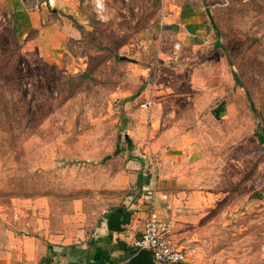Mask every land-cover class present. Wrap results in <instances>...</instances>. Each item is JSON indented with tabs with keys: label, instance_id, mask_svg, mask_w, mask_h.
I'll return each instance as SVG.
<instances>
[{
	"label": "rangeland",
	"instance_id": "rangeland-1",
	"mask_svg": "<svg viewBox=\"0 0 264 264\" xmlns=\"http://www.w3.org/2000/svg\"><path fill=\"white\" fill-rule=\"evenodd\" d=\"M129 139L180 168L159 216L187 264H264V0H0V224L79 242L144 193Z\"/></svg>",
	"mask_w": 264,
	"mask_h": 264
},
{
	"label": "crops",
	"instance_id": "crops-1",
	"mask_svg": "<svg viewBox=\"0 0 264 264\" xmlns=\"http://www.w3.org/2000/svg\"><path fill=\"white\" fill-rule=\"evenodd\" d=\"M192 34L186 33L188 42L194 39L191 38ZM127 141L129 147L118 156L124 167L122 171L126 174L127 181H131L138 189L136 193L145 188L143 195L127 196L129 200L108 207L100 216L98 225L79 242L75 239L76 229L68 227L50 230L43 218H37L35 222L28 219L25 226L27 234L0 224V264H123V248H133L132 244L140 236L146 222L145 200L147 203L148 198L152 196L151 200L159 216L165 213L166 207L172 208L174 203L175 206L179 205L177 198L181 193L180 182L173 176L179 171L178 166L172 165L170 168L162 163L156 180V174L149 172V168L145 170L147 160L139 155L140 149L135 147V140L134 145L130 139ZM161 143L162 139L157 137L154 145L161 146ZM155 151H159L161 162L164 157L176 156L166 154L162 149ZM151 188H154L153 192L150 191ZM192 193L194 196L196 192ZM190 197L191 195L189 199ZM176 210L174 207L173 211ZM54 243L68 248L61 251L63 247L53 246ZM188 262L187 259L184 264Z\"/></svg>",
	"mask_w": 264,
	"mask_h": 264
},
{
	"label": "built area",
	"instance_id": "built-area-1",
	"mask_svg": "<svg viewBox=\"0 0 264 264\" xmlns=\"http://www.w3.org/2000/svg\"><path fill=\"white\" fill-rule=\"evenodd\" d=\"M150 196L147 201V218L141 234L132 244L133 249L150 250L156 264H184L188 259L186 249L171 238V223L158 216Z\"/></svg>",
	"mask_w": 264,
	"mask_h": 264
},
{
	"label": "water",
	"instance_id": "water-1",
	"mask_svg": "<svg viewBox=\"0 0 264 264\" xmlns=\"http://www.w3.org/2000/svg\"><path fill=\"white\" fill-rule=\"evenodd\" d=\"M123 264H156L150 250L140 249Z\"/></svg>",
	"mask_w": 264,
	"mask_h": 264
},
{
	"label": "trees",
	"instance_id": "trees-1",
	"mask_svg": "<svg viewBox=\"0 0 264 264\" xmlns=\"http://www.w3.org/2000/svg\"><path fill=\"white\" fill-rule=\"evenodd\" d=\"M26 19H27V23H28V25H29V20H28L27 17H26ZM14 22H15V21H14ZM27 27H28V26H27ZM247 97H248V101L250 102L251 110H252V112L254 113V115L257 117V111H256V108L254 107V104H253L252 100L250 99V96H249L248 93H247ZM258 126H260V125L258 124ZM141 179H142V178H141ZM142 180H143V179H142ZM141 182H142V181H141ZM140 186H141V185H139V187H140ZM123 249H124V257H123V260H125V261L137 252V250H135V249H133V248H130V249H128V248H123Z\"/></svg>",
	"mask_w": 264,
	"mask_h": 264
}]
</instances>
